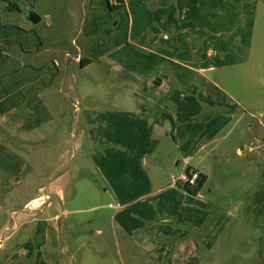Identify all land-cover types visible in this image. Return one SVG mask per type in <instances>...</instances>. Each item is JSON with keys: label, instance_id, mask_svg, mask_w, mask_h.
<instances>
[{"label": "crops", "instance_id": "obj_1", "mask_svg": "<svg viewBox=\"0 0 264 264\" xmlns=\"http://www.w3.org/2000/svg\"><path fill=\"white\" fill-rule=\"evenodd\" d=\"M124 1L129 29L118 46L116 29L102 43L104 21H88L86 10L78 34L93 23L99 30L81 40L47 33L52 16L38 11L39 0H0V104L11 106L0 115L4 264H76L71 249L87 245L69 218L84 210L69 203L82 186L97 192L98 181L116 249H136L152 264H200L230 221L225 210L215 216L213 189L185 190L187 170L207 182L231 143L248 173H261L264 123L233 114L246 112L236 94L255 82L247 84L245 64L259 0ZM258 189L250 202L262 199V182Z\"/></svg>", "mask_w": 264, "mask_h": 264}, {"label": "rangeland", "instance_id": "obj_2", "mask_svg": "<svg viewBox=\"0 0 264 264\" xmlns=\"http://www.w3.org/2000/svg\"><path fill=\"white\" fill-rule=\"evenodd\" d=\"M259 2L260 6L257 12L252 41L247 43V50L251 51V54L248 63L245 64L248 69L247 84L251 80L256 83L252 81L245 90L243 89L239 94H236L238 96L237 100L245 106L246 112L236 107L233 113L234 117L245 113L244 117H246L248 123L251 122L256 125L259 119L264 123V0H259ZM85 3L87 6L84 8ZM89 3L90 0L89 2L87 0H39L38 11L52 16L51 21L53 24L47 30L50 35L63 34L69 38H77L79 36L81 40H84L92 32L90 30L91 26L87 27L83 34L79 35L77 21H80V17L82 14L84 15V10H86L85 18L88 21H92L94 18H97L99 22L100 20L104 21V27L102 25L101 31L98 33L102 38L103 44H110L111 40H107L106 37L117 26L116 17H114L116 14L108 10L105 0H95L94 2L92 0L91 5ZM109 16L113 17L110 18ZM13 18L15 19L16 16ZM59 19H63L65 25H60ZM40 31L43 33L46 31L45 24L39 26ZM126 36V27H119L117 35L111 43L121 42L126 44ZM79 45L83 48L85 43L79 42ZM101 75L106 76L105 73H101ZM256 76H258L257 80ZM226 88L230 92H234V94L237 91L231 90L230 87ZM100 91L105 96L106 89L104 85L101 86ZM127 93L125 90L118 91L120 101L121 98H125L124 102H127ZM105 99H107L106 96ZM250 117H256L257 119ZM261 135L264 147L263 128L261 129ZM227 148L229 151L224 154L223 163H213L211 178L205 182L201 191L207 194L210 188L214 190L215 194L211 198L217 210L215 216L216 214H221V210H225L224 212L229 216L230 225L222 233L214 248L209 251V254L203 251V261L200 264H264V148L260 160L261 173L260 168L257 166L256 169L253 168L256 173L252 175L246 170V162L238 156L234 149V144L230 143ZM222 175H224L223 178ZM260 182H262L263 189L262 199L257 203L250 202V198L254 196V190H259ZM95 189L97 192H94L93 187L82 186L80 188V200L69 203L72 208L80 207L81 210H84L81 214H72L69 218L70 221L74 219L76 222L81 223L80 229L83 232L78 235L84 243L81 247L87 245L81 251L78 250L81 248L77 250L71 249L70 254L76 258V264H152L143 256L142 252L136 249L124 250L115 248L116 242L111 234L109 224V210L104 207L109 202L104 195V185H102L101 181H98ZM29 190L34 191V188ZM70 194H76L74 188L68 191V195ZM40 203L41 201L35 202L34 207H40ZM249 205L251 210L248 209ZM219 218L212 217L210 223H214ZM99 229H103L105 232L102 237L96 235V230ZM101 239L107 242L103 244V249L99 252L94 249L91 250V245H95ZM6 259V253L0 252V264H4Z\"/></svg>", "mask_w": 264, "mask_h": 264}, {"label": "trees", "instance_id": "obj_3", "mask_svg": "<svg viewBox=\"0 0 264 264\" xmlns=\"http://www.w3.org/2000/svg\"><path fill=\"white\" fill-rule=\"evenodd\" d=\"M105 3H106V7L108 8V10L113 13V14H116L114 17H116V22H117V26H116V30L119 29V27H126L127 29V32H128V29H129V14L127 12V9H126V5H125V1L124 0H105ZM110 18L113 17V16H109ZM97 19V18H96ZM95 20H93L94 22ZM98 21V19H97ZM90 27V30L92 29V32H95L97 33L98 30H99V27L97 24L93 23V25H90L88 24L86 26L85 29H87V27ZM96 30V31H93V30ZM92 32H90V34H92ZM97 45L98 43L100 44L98 38H96L94 40ZM116 44L118 46H120L122 43L121 42H116ZM94 59H96V57H93V59H89V58H83L81 60V64L83 67H86L90 64H92L94 62ZM11 108V106H8L6 105L5 103H1L0 104V115L6 113L9 109ZM191 169L187 170V173L190 172ZM206 182V177L201 175V179H200V182H199V185L197 188L193 189V188H189V187H185V190L187 192H190L191 194H197L201 188L204 186Z\"/></svg>", "mask_w": 264, "mask_h": 264}, {"label": "built area", "instance_id": "obj_4", "mask_svg": "<svg viewBox=\"0 0 264 264\" xmlns=\"http://www.w3.org/2000/svg\"><path fill=\"white\" fill-rule=\"evenodd\" d=\"M201 179V173L197 170H190L183 176L181 183L184 187L197 188Z\"/></svg>", "mask_w": 264, "mask_h": 264}, {"label": "water", "instance_id": "obj_5", "mask_svg": "<svg viewBox=\"0 0 264 264\" xmlns=\"http://www.w3.org/2000/svg\"><path fill=\"white\" fill-rule=\"evenodd\" d=\"M42 18L39 17L38 15L36 14H32L31 16V21L34 25L38 24L39 22H41Z\"/></svg>", "mask_w": 264, "mask_h": 264}]
</instances>
